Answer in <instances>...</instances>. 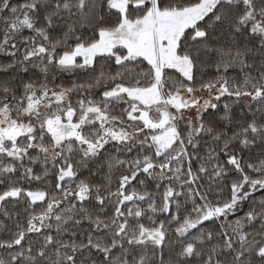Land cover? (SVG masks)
<instances>
[{"label":"snow or ice","instance_id":"snow-or-ice-1","mask_svg":"<svg viewBox=\"0 0 264 264\" xmlns=\"http://www.w3.org/2000/svg\"><path fill=\"white\" fill-rule=\"evenodd\" d=\"M0 264H264V0H0Z\"/></svg>","mask_w":264,"mask_h":264}]
</instances>
